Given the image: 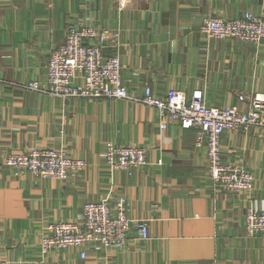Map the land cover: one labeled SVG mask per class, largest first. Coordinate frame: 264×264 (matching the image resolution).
Masks as SVG:
<instances>
[{
    "label": "crops",
    "instance_id": "0c3cea01",
    "mask_svg": "<svg viewBox=\"0 0 264 264\" xmlns=\"http://www.w3.org/2000/svg\"><path fill=\"white\" fill-rule=\"evenodd\" d=\"M264 14V0H0V259L39 260L47 225L82 222L87 201L124 198L127 214L146 219L150 237L130 231L124 248L88 243L54 250L46 264H264V232L245 226L249 205L264 207V127L222 134V156L255 175L254 189L226 193L207 168L197 129L168 120L155 106L113 97L61 98L27 85L46 81L50 50L69 24H92L107 37L105 54L118 53L131 94L145 86L164 96L238 105L243 91L264 92V40L256 45L206 37L205 15ZM110 143L143 146L147 163L129 174L110 168ZM64 148L87 168L67 179L43 178L3 164L14 152Z\"/></svg>",
    "mask_w": 264,
    "mask_h": 264
},
{
    "label": "built area",
    "instance_id": "2783aa9c",
    "mask_svg": "<svg viewBox=\"0 0 264 264\" xmlns=\"http://www.w3.org/2000/svg\"><path fill=\"white\" fill-rule=\"evenodd\" d=\"M200 30L208 38L258 45L264 40V14L247 10L233 17L205 15ZM106 39V35L92 24H69L64 42L50 50L45 83L39 85L32 81L27 86L64 99L121 97L155 106L162 119V128H166L171 120L184 128L197 129L195 147H205L208 173L219 189L226 193L254 189L253 171L242 163L223 159L221 137L227 130L247 132L254 126L264 127V92H240L238 98L247 105L246 108L210 105L201 87L195 88L189 98L176 89L159 96L151 86H145L141 94H131L122 76L120 55L104 52ZM104 158L110 168L131 174L147 163V150L138 145L110 143L104 150ZM3 164L39 177L58 179L80 174L88 166L85 158L53 147L10 153ZM245 226L251 236L263 233L264 207L249 205ZM133 228L142 239L150 237L146 219L129 217L124 198L87 201L83 206L82 222L62 219L49 223L48 232L41 239V258L20 264H46L45 257L64 247L80 248L84 258L85 247L91 242L109 248H124ZM0 264L13 263L0 259Z\"/></svg>",
    "mask_w": 264,
    "mask_h": 264
}]
</instances>
